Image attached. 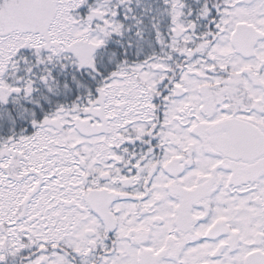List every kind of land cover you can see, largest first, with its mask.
Returning a JSON list of instances; mask_svg holds the SVG:
<instances>
[{"label": "snow or ice", "instance_id": "snow-or-ice-1", "mask_svg": "<svg viewBox=\"0 0 264 264\" xmlns=\"http://www.w3.org/2000/svg\"><path fill=\"white\" fill-rule=\"evenodd\" d=\"M0 264H264V0H0Z\"/></svg>", "mask_w": 264, "mask_h": 264}]
</instances>
